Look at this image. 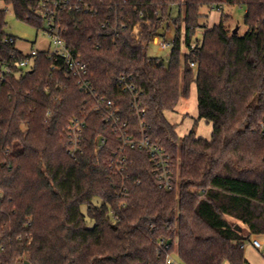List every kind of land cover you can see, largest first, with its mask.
<instances>
[{"label":"trees","instance_id":"16d2710c","mask_svg":"<svg viewBox=\"0 0 264 264\" xmlns=\"http://www.w3.org/2000/svg\"><path fill=\"white\" fill-rule=\"evenodd\" d=\"M55 1L67 49L136 133L131 97L115 79L134 81L147 132L171 156L176 186L158 187L144 150H130L127 168L115 175L110 160L120 141L98 112L88 114L80 149L70 156L66 121L89 112L92 100L39 52L30 72L0 90V264H163L167 253L180 264H249L245 243L264 235V0ZM3 2L16 19L43 28L36 0ZM235 5L245 7L243 34L221 18L195 36L203 7ZM172 7L178 15L165 65L149 45L164 36L159 24ZM5 18L0 9L1 35H9ZM142 21L150 25L141 24L136 41L130 33ZM12 50L0 41V58ZM193 83L198 119L212 123L210 140L194 129L178 136L164 116ZM217 180L238 184L224 182L227 190Z\"/></svg>","mask_w":264,"mask_h":264},{"label":"built area","instance_id":"2783aa9c","mask_svg":"<svg viewBox=\"0 0 264 264\" xmlns=\"http://www.w3.org/2000/svg\"><path fill=\"white\" fill-rule=\"evenodd\" d=\"M36 1L37 6L35 13L43 19L42 30L50 40L48 49H31L29 52L25 53L15 47L16 40L11 35L0 34V41L13 45V50L9 54L8 59L5 60L0 58V90L11 76L19 77L30 72L35 65L38 53L45 52L50 58H53L55 62H59V64H57L56 67H52L51 70L61 72L65 78H74L80 89L92 100V106L89 112H85L81 116L73 115L66 121L65 132L69 145L68 154L73 156L76 151L80 149L81 136L88 114L98 112L103 116L105 122L110 123L113 132L117 133L120 141L111 155V171L115 175H122L127 168L128 152L135 149L144 150L149 155L152 164V172L157 178L158 187L167 191L174 190L176 184L173 175L174 164L172 158L159 143L151 139L150 134L147 132L145 123L147 108L141 104L139 100L140 92L132 78L130 76L121 75L115 79V83L121 92L129 94L131 97L129 108L136 116L138 122V131L136 129V133L132 131L127 121L121 118L119 109L116 107L114 101L98 94L92 88L88 65L74 57L67 49L66 43L62 37L66 32V28L60 26L58 22L60 2L55 0ZM65 3L67 2L65 1L63 6L66 5ZM64 7L66 8L69 6L66 5ZM76 8L78 10L80 9L77 6ZM68 9H71V7ZM84 9L88 10L89 8L88 6H84ZM141 24L148 25L149 22L142 21L133 26L130 36L136 41H140L142 38ZM137 27L139 31L135 32ZM152 43L157 45L160 49L171 46V42H166L165 40L159 41V36L154 37ZM120 54L123 57L136 58V56H129L125 52H121ZM191 66L194 67V64L191 63ZM260 127L264 130V123H261ZM104 142L105 139L103 137L98 138L96 150H99ZM253 244L255 247L261 248L257 240H254ZM158 245L161 248L164 245V240L161 239ZM163 264H180V262L175 257V254L167 253Z\"/></svg>","mask_w":264,"mask_h":264},{"label":"rangeland","instance_id":"374dc122","mask_svg":"<svg viewBox=\"0 0 264 264\" xmlns=\"http://www.w3.org/2000/svg\"><path fill=\"white\" fill-rule=\"evenodd\" d=\"M0 9H5L6 11V25L4 32L16 38L15 47L17 49L25 53L29 52L31 49H48L50 40L42 29H36L33 25L16 19L11 6L4 4L3 0H0ZM201 13L202 17L199 19V23L203 28H199L196 31L195 36L198 38L202 36L204 28H210L213 25L218 24L221 18H224V26L227 30L235 31L239 35L246 31V27L243 24V16L245 13L244 6H223L221 10L217 8L212 9L211 7H203ZM177 15L178 9L172 7L168 17L161 21V24H159V32L164 34V36L159 37V41L165 40L166 42H172L176 27L174 20ZM148 25H150V23ZM170 49L171 46H167L165 49H160L157 45L150 43L149 54L151 57L159 59V61L166 65L169 59ZM182 50L183 52H186L185 48ZM197 114L196 87L191 84L189 97L184 98V102H178L174 111L165 112L164 116L170 124L175 126V132L178 136L181 137L182 135L188 134L191 129H194L197 137L210 140L212 123H207L204 119H198ZM224 182L238 184L237 182L224 180H217L216 184L228 190L229 187L226 186L228 184L225 185ZM81 210L85 212L86 207L82 206ZM260 253L264 254V249H262Z\"/></svg>","mask_w":264,"mask_h":264},{"label":"crops","instance_id":"0c3cea01","mask_svg":"<svg viewBox=\"0 0 264 264\" xmlns=\"http://www.w3.org/2000/svg\"><path fill=\"white\" fill-rule=\"evenodd\" d=\"M193 85L195 86L194 83H193ZM181 101L184 102V98H181L179 100V102H181ZM197 113H198V111H197ZM182 136H184V135H182ZM210 137H211V134H210ZM238 225L240 226V228L242 229V231L244 233L247 232V228H246L245 225L241 224L240 222H238ZM254 240H257L259 242L261 248H257V247L254 246V244H253ZM262 249H264V235L252 236L251 240L249 242H246L245 245H244V256H245L247 262L249 264H264V254L260 253V251ZM223 264H229V263L227 261H225Z\"/></svg>","mask_w":264,"mask_h":264}]
</instances>
